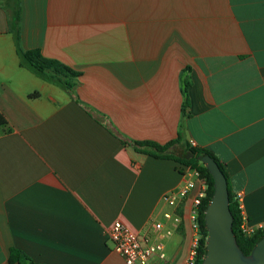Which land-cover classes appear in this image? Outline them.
I'll list each match as a JSON object with an SVG mask.
<instances>
[{"label":"crops","instance_id":"crops-1","mask_svg":"<svg viewBox=\"0 0 264 264\" xmlns=\"http://www.w3.org/2000/svg\"><path fill=\"white\" fill-rule=\"evenodd\" d=\"M17 6L22 49L78 72L71 91L20 67ZM0 114V264H125L115 221L163 245L149 264H185L193 193L163 199L181 165L132 143L181 132L172 152L211 153L264 223V0H0Z\"/></svg>","mask_w":264,"mask_h":264},{"label":"trees","instance_id":"trees-1","mask_svg":"<svg viewBox=\"0 0 264 264\" xmlns=\"http://www.w3.org/2000/svg\"><path fill=\"white\" fill-rule=\"evenodd\" d=\"M14 3L17 4L18 0H12ZM10 28L11 33L14 40V45L16 48V53L19 59L20 67L28 70L37 78L55 85L62 90L71 91L74 86L76 85V79L79 76V73L73 71L72 69L68 68L67 66L59 63L58 61L47 59L43 57L39 50H24L20 44V33H19V7L17 6V10L13 12L10 18ZM188 87V82L185 81L183 94L186 92V88ZM187 108V101L184 96V102L182 104V113L185 112ZM6 124V120L0 114V125ZM181 132L178 133V136L175 140L169 141L163 145L151 142V141H144V142H133L132 145L137 151L149 155L153 158L157 159H168L173 160L181 165L180 171L182 167H190L195 169L200 177L204 179L207 185V190L205 193V197L202 200V204L199 208V216H198V225H199V238L197 241V246L195 248V256L192 264H201L205 258L206 250V230L203 221V214L204 210L212 196L213 193V180L204 167L203 164L199 162V157L208 155L210 156L218 165L219 169L221 170L222 174L226 178L227 175L223 168V165L216 160L211 153L206 151L205 149L191 147L190 145H184L182 147V151L175 155L171 148L175 144L180 143ZM124 143H127L123 141ZM227 188H228V206L229 211L232 217V232L236 239V243L240 249V251L245 255H249L260 239L264 238V229H256L252 234L245 235L242 233L240 226L242 223V217L240 215V211L238 209L237 201L235 200V196L232 195L228 181H227ZM21 257L19 251L15 249H11L9 253L8 262L9 263H17L21 264ZM26 261L30 262L29 259L24 258Z\"/></svg>","mask_w":264,"mask_h":264},{"label":"built area","instance_id":"built-area-1","mask_svg":"<svg viewBox=\"0 0 264 264\" xmlns=\"http://www.w3.org/2000/svg\"><path fill=\"white\" fill-rule=\"evenodd\" d=\"M190 146L195 147V144L191 142ZM180 172L183 181L178 192L176 195H164L163 199L169 205H173L177 197L184 198L188 194L193 193L191 197L190 220L192 228L196 232V239L193 242L190 256L185 263L192 264L195 256V248L199 238V208L202 204L203 198L205 197L207 185L204 179H202L199 173L193 168L182 167ZM235 200L237 201L238 209L242 217L240 229L243 234L250 235L256 229H250L245 225L241 195L236 194ZM166 217H168V215L165 214V218ZM153 228L154 230L159 231L161 230L162 225L160 223H155ZM257 229H264V223ZM163 234L164 236H167L170 232L164 231ZM106 238L112 244V250L123 259L125 264H149L154 259H165L163 245L160 242H152L149 237L141 236L133 232L120 221L113 222L107 230Z\"/></svg>","mask_w":264,"mask_h":264},{"label":"water","instance_id":"water-1","mask_svg":"<svg viewBox=\"0 0 264 264\" xmlns=\"http://www.w3.org/2000/svg\"><path fill=\"white\" fill-rule=\"evenodd\" d=\"M199 162L213 180V193L203 214L206 254L201 264H264V238L257 241L247 256L236 243L228 206L227 181L217 163L208 155L199 157Z\"/></svg>","mask_w":264,"mask_h":264}]
</instances>
